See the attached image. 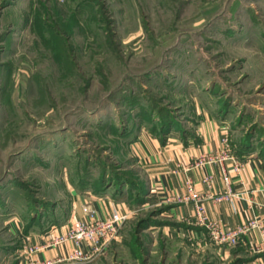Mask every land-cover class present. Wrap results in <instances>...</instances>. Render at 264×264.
Returning a JSON list of instances; mask_svg holds the SVG:
<instances>
[{
  "label": "rangeland",
  "instance_id": "rangeland-1",
  "mask_svg": "<svg viewBox=\"0 0 264 264\" xmlns=\"http://www.w3.org/2000/svg\"><path fill=\"white\" fill-rule=\"evenodd\" d=\"M227 99L231 115L264 132V0H0V264H30L15 222L63 230L76 219L71 191L95 189L103 175L142 179L133 135L122 134L190 125ZM117 191L123 212L113 208L128 214L117 235L92 258L50 264L184 258L162 250L184 239L148 228L160 205Z\"/></svg>",
  "mask_w": 264,
  "mask_h": 264
},
{
  "label": "crops",
  "instance_id": "crops-1",
  "mask_svg": "<svg viewBox=\"0 0 264 264\" xmlns=\"http://www.w3.org/2000/svg\"><path fill=\"white\" fill-rule=\"evenodd\" d=\"M234 104L226 100L223 103L218 101L213 110L210 107L208 110L201 109L202 112L196 115L198 119L188 118L190 125L177 122L169 133L148 129L142 124H138L136 130H129L128 136L133 135L128 141L130 153L142 177L139 183L144 185L146 196L153 197L146 199L159 204L162 210L158 223L148 228L166 234L170 239H184L174 247L162 245L164 252L175 249V253L184 258L172 260L164 253L160 264H191L196 254L202 256L203 264H264V251L256 250L257 246L264 245V231L255 229L237 245L215 243L209 239L207 228L198 223L194 201L187 198L190 179L194 182V192L204 199L211 220L236 228L251 216L261 218L262 211L257 204L264 203V132L251 129L255 123L252 119L249 122L240 114L231 115L229 111L235 109ZM224 139L228 141L229 157L189 169L192 157L208 153L222 155L226 149ZM236 164L240 166L239 171L235 169ZM209 177L211 179L207 180ZM228 186L237 195L218 200L216 197ZM113 187L116 189L112 190ZM86 188L84 192L71 191L76 195V219L84 218L83 207L88 202L93 203L100 217L110 214L115 205L123 212L121 205L114 202L122 194V191H117L118 186L114 182H108L106 189L100 193L94 188L89 189V186ZM14 226V231L24 241L30 239L32 243L43 245L48 238L49 231L33 229L20 222H15ZM190 235L197 237L195 243L189 239ZM158 244V241L153 242L152 246L156 248ZM74 249L75 246L69 243L42 249L36 257L41 261H58L61 257L68 258ZM152 251L155 250L151 248Z\"/></svg>",
  "mask_w": 264,
  "mask_h": 264
},
{
  "label": "built area",
  "instance_id": "built-area-1",
  "mask_svg": "<svg viewBox=\"0 0 264 264\" xmlns=\"http://www.w3.org/2000/svg\"><path fill=\"white\" fill-rule=\"evenodd\" d=\"M226 143V150L223 155H220L218 160L229 157L228 141L224 139ZM215 160V158H210V161ZM205 164V161L200 162L195 167H201ZM194 168L189 165V169ZM235 169L239 171L240 166L236 164ZM209 177L207 180H210ZM226 181L229 183V178L226 177ZM193 183L190 179L188 180V188L190 194L188 199L194 201L196 208V218L198 223L205 226L208 230V237L211 241L219 244H233L237 245L244 241V238L250 235L255 229H261L264 231V203H258V207L262 211V216H251L247 218L241 225L236 228H229L224 224L213 221L209 218L207 214L206 207L204 205V199L194 192ZM237 193L233 192L228 186L222 194H219L216 198L218 200L230 199L235 197ZM84 218L75 219L69 227L65 229H59L57 225H53L48 233V238L43 245H37L32 242H27L26 256L25 260L30 264H50L56 261H41L36 257V254L42 249L60 247L72 243L75 249L68 256L69 258H92L95 253L100 249V246L104 243L111 241L119 232L121 225L126 220L128 214L121 213L118 210H114L113 213L106 215L105 217H100L98 215L96 208L89 202L84 205ZM59 227V228H58ZM189 239L192 243H195L197 237L190 235ZM30 240V239H29ZM258 252L264 251V245H259L256 247ZM67 258V257H66ZM66 258H59L58 261Z\"/></svg>",
  "mask_w": 264,
  "mask_h": 264
},
{
  "label": "trees",
  "instance_id": "trees-1",
  "mask_svg": "<svg viewBox=\"0 0 264 264\" xmlns=\"http://www.w3.org/2000/svg\"><path fill=\"white\" fill-rule=\"evenodd\" d=\"M227 101L229 102V100L227 99ZM147 119H151L153 118L151 113H149V115L145 116ZM172 121V120H171ZM167 121V122H162L159 124V127L157 125V127H153V130L156 131L157 129H159L161 131V133H169L171 132V128L177 126V122L176 121ZM129 132L122 134L123 136H128ZM105 176L103 175V177L101 178V180H99V185L96 186L95 191H103L105 189V186L107 185V181H105ZM105 181V182H104ZM114 183L118 186V188L120 190H123L124 186H127L128 189L127 191L132 194L133 198L136 202H142L144 199H146V189L144 188V185H142L141 183H139V180H133L131 178H124L122 177L119 181H114ZM136 188V191H135ZM31 225V223H29L28 227ZM237 264V263H234Z\"/></svg>",
  "mask_w": 264,
  "mask_h": 264
}]
</instances>
